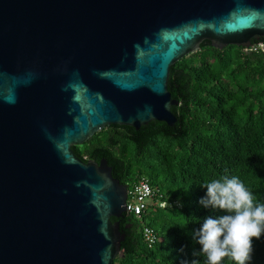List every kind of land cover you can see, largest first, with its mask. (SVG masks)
Masks as SVG:
<instances>
[{"label":"water","instance_id":"1","mask_svg":"<svg viewBox=\"0 0 264 264\" xmlns=\"http://www.w3.org/2000/svg\"><path fill=\"white\" fill-rule=\"evenodd\" d=\"M264 41V0H0V264H111L127 186L72 146L173 127L169 68Z\"/></svg>","mask_w":264,"mask_h":264},{"label":"trees","instance_id":"2","mask_svg":"<svg viewBox=\"0 0 264 264\" xmlns=\"http://www.w3.org/2000/svg\"><path fill=\"white\" fill-rule=\"evenodd\" d=\"M250 44L254 49L202 45L170 66L167 90L178 101L173 127L109 125L72 146L84 162L104 158L128 190L146 178L170 204L125 212L126 238L111 264H206L195 233L205 218L228 214L200 203L213 178L237 176L264 203V41L254 36ZM145 226L157 238L150 245ZM253 247L250 264H264V234Z\"/></svg>","mask_w":264,"mask_h":264},{"label":"clouds","instance_id":"3","mask_svg":"<svg viewBox=\"0 0 264 264\" xmlns=\"http://www.w3.org/2000/svg\"><path fill=\"white\" fill-rule=\"evenodd\" d=\"M203 185L207 195L200 203L228 213L205 218L195 233L206 264H222L225 258L236 264H250L253 238L260 239L264 234V203H259L237 176L213 178Z\"/></svg>","mask_w":264,"mask_h":264},{"label":"built area","instance_id":"4","mask_svg":"<svg viewBox=\"0 0 264 264\" xmlns=\"http://www.w3.org/2000/svg\"><path fill=\"white\" fill-rule=\"evenodd\" d=\"M259 48L262 49V45L259 44ZM244 50L254 49L252 45L249 48H243ZM156 197V200H155ZM156 190L150 185L146 178H141L137 183H135L130 190L127 189V198L125 202V212L133 213L134 215H139L152 206L154 209L156 206L159 208H165L170 204L166 201L158 199ZM144 241L148 245L156 241V235L152 228L144 227L142 231Z\"/></svg>","mask_w":264,"mask_h":264},{"label":"flooded vegetation","instance_id":"5","mask_svg":"<svg viewBox=\"0 0 264 264\" xmlns=\"http://www.w3.org/2000/svg\"><path fill=\"white\" fill-rule=\"evenodd\" d=\"M254 37V36H253ZM253 37H251L249 40H251Z\"/></svg>","mask_w":264,"mask_h":264}]
</instances>
